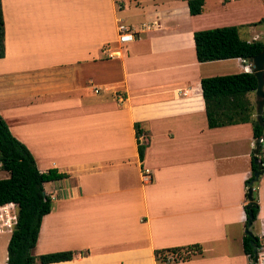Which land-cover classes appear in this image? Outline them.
<instances>
[{
	"label": "crops",
	"instance_id": "obj_1",
	"mask_svg": "<svg viewBox=\"0 0 264 264\" xmlns=\"http://www.w3.org/2000/svg\"><path fill=\"white\" fill-rule=\"evenodd\" d=\"M0 1V116L41 172L67 174L44 183L51 210L33 255L85 252L49 264H253L242 247L252 125L209 128L201 89L202 78L252 66L198 62L193 34L237 26L242 39L264 41V0H203L197 15L186 0L73 1L66 9L74 22L28 3L35 0ZM121 23L134 29L132 42H117ZM248 97L255 105V93ZM135 123L144 132L142 162ZM254 183L250 230L261 238L264 166ZM189 244L202 253L156 259V250ZM257 257L264 264L263 247Z\"/></svg>",
	"mask_w": 264,
	"mask_h": 264
},
{
	"label": "trees",
	"instance_id": "obj_2",
	"mask_svg": "<svg viewBox=\"0 0 264 264\" xmlns=\"http://www.w3.org/2000/svg\"><path fill=\"white\" fill-rule=\"evenodd\" d=\"M189 13L197 15L202 12L203 0H186ZM260 22H264L262 18ZM195 54L198 62L241 58L248 60L257 55L264 48V41H246L239 35L237 26H222L206 30H198L193 34ZM4 56V21L0 1V58ZM257 80L252 71L235 74L218 75L201 79L202 97L205 104L207 124L209 128L221 127L231 124L250 123L252 125L253 138H264V113L262 125L253 117L255 105L249 99L248 94L254 92ZM137 138V151L140 162L144 158L146 145L139 140L144 134L140 124H134ZM263 144L254 153L251 160L252 174L246 181L253 179V173L257 170L254 160L257 159L264 166ZM0 169L7 172L8 176L0 178V205L14 203L17 205L16 223L7 243L6 264H49L73 259L76 255H84L80 251H57L33 255L40 225L44 215L51 210V198L45 193L44 183L67 177L66 173H60L56 169L41 172L29 149L15 138L8 125L0 116ZM255 183L252 184V188ZM247 196V191H246ZM253 196V195H252ZM251 209L253 222L257 218L258 204L253 198ZM247 206V205H246ZM245 211L248 218V210ZM254 237V245L257 249L264 248V235ZM251 237L244 235L242 241L243 253L251 263H257V255L250 243ZM200 244L167 248L155 251L158 262L167 263L166 257L171 254L174 261L187 260L192 255L201 254Z\"/></svg>",
	"mask_w": 264,
	"mask_h": 264
},
{
	"label": "water",
	"instance_id": "obj_3",
	"mask_svg": "<svg viewBox=\"0 0 264 264\" xmlns=\"http://www.w3.org/2000/svg\"><path fill=\"white\" fill-rule=\"evenodd\" d=\"M251 66H252V72L254 73L256 80H257V85L254 90L255 93V110H256V119L260 122L262 125L261 119H262V114H263V108H264V48L254 57L250 58L247 60ZM261 141L262 138H258L254 147V153L259 150L261 146ZM255 164L257 165V170L253 173V179L249 182V187L247 189V199H248V204L246 208L249 211L248 213V218H247V228L245 230V233L251 237V245L253 246V251L257 255V249L254 245V237L253 234L250 230V227L253 222V215L251 212L252 206L254 204L253 202V188L252 184L259 178L260 174L262 173V163L255 159L254 160ZM253 264H257L256 262Z\"/></svg>",
	"mask_w": 264,
	"mask_h": 264
},
{
	"label": "rangeland",
	"instance_id": "obj_4",
	"mask_svg": "<svg viewBox=\"0 0 264 264\" xmlns=\"http://www.w3.org/2000/svg\"><path fill=\"white\" fill-rule=\"evenodd\" d=\"M73 1H77V2L81 1V4H83V6L90 7L96 2L100 3L101 1H104V0H40V1L35 0L33 2H28V3L32 4L33 6H38L39 9H42L43 7L48 8L50 12H53L54 16L64 17L65 19H69L70 22H74V17H73L74 12H72L69 9L68 10L66 9L71 4L78 5L77 2H73ZM142 1L144 4L149 3V0H142ZM25 2L26 1L24 2L11 1V4H24ZM130 2H133V0H130ZM133 5L134 4L130 3V6H133ZM117 10L118 12L120 11L119 9ZM131 11H133V9ZM125 13H127V11ZM125 13H122V15ZM63 14L65 16H62ZM83 15L85 16V12H83ZM55 21H56L55 23L57 22L61 23V21H64V19L56 18ZM7 176H8V173L0 169V178H5ZM9 237H10V233L0 234V264H6L7 243H8Z\"/></svg>",
	"mask_w": 264,
	"mask_h": 264
},
{
	"label": "built area",
	"instance_id": "obj_5",
	"mask_svg": "<svg viewBox=\"0 0 264 264\" xmlns=\"http://www.w3.org/2000/svg\"><path fill=\"white\" fill-rule=\"evenodd\" d=\"M135 37V31L132 27L125 25V24H119L118 30H117V42L120 44H125L132 42ZM118 51L113 50L108 55L109 57H117ZM96 93L98 92L97 89L94 90ZM139 140L142 142L143 135L141 134L139 136ZM261 143L264 146V138H262ZM16 216H17V205L14 203H7L0 205V234L2 233H11L14 225L16 223ZM173 257L171 254H168L166 257L167 261L172 260Z\"/></svg>",
	"mask_w": 264,
	"mask_h": 264
}]
</instances>
